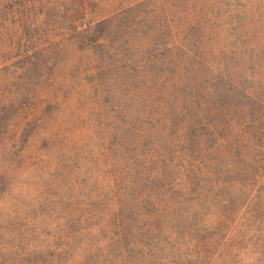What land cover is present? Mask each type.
<instances>
[{
	"label": "trees",
	"instance_id": "obj_1",
	"mask_svg": "<svg viewBox=\"0 0 264 264\" xmlns=\"http://www.w3.org/2000/svg\"><path fill=\"white\" fill-rule=\"evenodd\" d=\"M10 1L0 0V264H264V0L229 15L216 11L222 0H74L73 59L101 74L98 123L82 143L69 126V185L49 198L25 179L32 157L59 147L62 97L43 73L54 51L21 35L24 16L39 14L19 0L24 16L9 14ZM148 17L158 22L147 32Z\"/></svg>",
	"mask_w": 264,
	"mask_h": 264
},
{
	"label": "rangeland",
	"instance_id": "obj_2",
	"mask_svg": "<svg viewBox=\"0 0 264 264\" xmlns=\"http://www.w3.org/2000/svg\"><path fill=\"white\" fill-rule=\"evenodd\" d=\"M21 4L30 3L32 7V13H37L38 21L34 23L31 21V16L21 15L16 13V5L12 0L7 3L4 7L6 11L14 13L16 16H24L26 23L21 26V35L29 38L30 41L35 43H47L51 44L54 53L50 54L47 61L52 62L47 66L50 68L44 69L43 73L50 76L46 80V84L51 83V78L54 80L55 92L60 94L62 97V103L58 107L56 114L55 124L62 126L59 136V147L56 153L50 158L43 155L37 158H31L28 166V176L25 179V190H28L33 184L40 186V190L43 192V197L49 198L50 196L59 193L65 186L69 185V126L71 127L70 133L80 143L84 142L83 138L86 139L88 133V126L97 124L94 122L96 117V101H95V90L91 88V83L95 80L101 79V74H93L86 61V55L79 61L73 59L72 54V43H71V24L72 20L76 19L77 22L81 20V15L78 11H75L74 0H19ZM109 4L114 2L115 7H122L126 3L132 0H101V6H104V2ZM246 0H239L232 2L231 0H222L221 4L217 6V12L220 15H229L231 7L236 5L240 10L243 9V5L247 3ZM60 9L57 7V3H60ZM257 2V0L255 1ZM46 4V7H45ZM110 5H107V7ZM101 8H96V12H100ZM113 8L112 6L109 9ZM148 8V7H147ZM264 8L260 7L258 12H263ZM45 21H41L44 18ZM240 16H238L239 18ZM130 20L125 21L126 23L133 22L132 16ZM220 21V20H219ZM158 22V19L146 18L145 27L147 32L153 28ZM224 22V21H222ZM42 23V24H41ZM216 26L218 23H214ZM234 25V24H233ZM155 28V27H154ZM227 28H230L228 26ZM162 29V28H161ZM141 30V32H146ZM163 32L162 30L160 31ZM81 54L77 55L80 58ZM109 75L112 78H116L115 72H119L118 69L108 70ZM110 98L104 94L101 97V103L104 105L105 110L107 109V102ZM113 101L108 105V113H111L115 109ZM95 108V109H94ZM113 115V113H112ZM106 124L105 121H102ZM66 126H64V125ZM82 150H87L86 146H83ZM26 193V192H25Z\"/></svg>",
	"mask_w": 264,
	"mask_h": 264
}]
</instances>
